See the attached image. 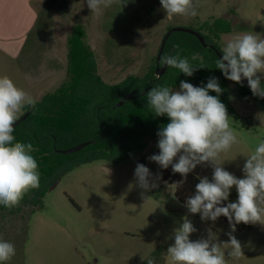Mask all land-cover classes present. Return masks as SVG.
<instances>
[{
    "label": "rangeland",
    "instance_id": "374dc122",
    "mask_svg": "<svg viewBox=\"0 0 264 264\" xmlns=\"http://www.w3.org/2000/svg\"><path fill=\"white\" fill-rule=\"evenodd\" d=\"M193 2L197 5L196 17L166 20L160 15L151 19L154 13L149 10L148 0H123L103 9L99 16L92 14L86 0H61L45 15V27L49 25L58 38V67L52 46L43 55L38 54L47 61L45 73L54 74L35 82L29 67L25 78L26 66L8 62L0 51V76L8 75L37 102L54 93L69 79L67 41L79 25L84 30V43L96 56L98 74L109 84L131 75H145L168 27L197 28L204 22L224 18L230 22L231 31L220 36L221 50L238 34L250 32L264 37V0ZM179 86L173 89L179 90ZM227 93L239 113V117H229L241 143L222 154L221 160L225 170L243 178L246 157L264 138V107L254 96H241L234 82L229 83ZM26 111L22 110L19 119ZM158 140L159 137L148 143L144 159L95 160L73 167L46 188L40 206L28 205L9 214L5 231L0 233L15 245L16 254L10 264H146L149 257H155L157 264H168L166 250L174 243L173 230L185 217L197 229L191 240L206 238L211 229L220 242H227L231 226L222 217L215 222L202 221L200 214H190L175 197V186L162 180L157 164L149 160L158 148ZM138 163L148 167L153 177H159L154 181L157 187L144 191L137 186L134 172ZM232 235L240 241L244 256L232 259L226 250L228 264L264 263V259L256 262L259 258L246 260L244 232L235 230Z\"/></svg>",
    "mask_w": 264,
    "mask_h": 264
},
{
    "label": "clouds",
    "instance_id": "9594fccd",
    "mask_svg": "<svg viewBox=\"0 0 264 264\" xmlns=\"http://www.w3.org/2000/svg\"><path fill=\"white\" fill-rule=\"evenodd\" d=\"M86 2L92 14L99 16L103 9L123 0ZM160 4L168 18L198 15L193 0H160ZM176 47L179 49V45ZM221 52L222 57L216 60L215 68L235 83L242 84L246 79L253 96L264 98V37L250 32L238 34L225 44ZM198 55L194 54L192 60ZM159 62L189 77L197 68L179 51L175 55L160 57ZM210 92L217 95H210ZM222 92L216 77H209L204 86H194L182 80L179 90L162 85L147 92L148 109L157 117L167 116L170 121L157 132L159 154L150 156L149 160L162 169L171 166L173 173L180 174L183 179L176 183L178 188L197 166L211 168V180L208 176H201L194 193L186 198L185 206L190 214H200L202 221L215 222L223 216L231 226L227 242H220L211 229L206 238L193 241L190 236L197 229L185 217L173 230L174 243L166 250L168 264H228L226 250L232 259L244 256L240 241L232 235L236 225H264V138L255 143L246 157L243 178L225 170L222 154L241 140L219 98ZM36 104V99L18 87L8 75L0 76V206L8 209L18 206L30 190L40 186L39 164L32 155L35 151L33 145L16 141L14 136L19 114L25 108L35 109ZM134 176L137 186L144 191L157 187L154 181L159 177H153L143 164H137ZM233 187L237 199L224 205L229 201ZM15 254L14 243L0 235V264H10ZM146 264H157V261L155 257H149Z\"/></svg>",
    "mask_w": 264,
    "mask_h": 264
},
{
    "label": "trees",
    "instance_id": "16d2710c",
    "mask_svg": "<svg viewBox=\"0 0 264 264\" xmlns=\"http://www.w3.org/2000/svg\"><path fill=\"white\" fill-rule=\"evenodd\" d=\"M192 29L204 37L207 46L192 34L174 32L165 43L162 56L175 55L179 51L182 57H188L190 63L197 67L193 76H186L175 68H167L162 76L157 77V65L162 66L160 62L157 63V54L145 75H131L119 83L109 84L98 74L96 56L83 41V27L75 26L67 41L69 79L54 93L37 102L35 109L26 108V119L15 126L16 141L31 143L35 149L32 155L39 164L40 186L30 190L18 206L11 209L0 206L1 232L5 231L9 214L14 215L28 205L40 206L46 188L73 167L95 160L120 162L125 158L137 156L144 159L148 143L158 138L157 132L170 122L167 116L157 117L148 109L147 92L152 87L167 85L174 88L179 86L182 80L194 86H204L209 77H216L223 89L219 98L225 104L228 115L239 117L227 93L229 83L233 81L226 79L221 70L215 68L219 57L213 50L215 48L221 52L219 39L222 34L231 31L230 22L218 18L212 23L204 22ZM176 45H179V49ZM194 54L199 55L192 60ZM235 84L241 96H253L248 88ZM144 90L147 91L143 93ZM132 92L135 93L126 99L122 106L116 107L121 99ZM209 94L217 95L215 92ZM262 106L264 107V103ZM85 142L89 144L77 152H58ZM154 154H159L158 148ZM157 168L162 180L175 186L174 195L184 204L186 198L194 193L199 178L208 176L211 180L212 176L211 168L199 165L178 188L176 183L183 179L180 174L173 173L171 166L162 169L157 164ZM236 199L237 193L233 187L229 201L224 202V205L235 202ZM221 217L229 224L226 217ZM249 226L250 224L240 223L236 225V229L242 231Z\"/></svg>",
    "mask_w": 264,
    "mask_h": 264
},
{
    "label": "crops",
    "instance_id": "0c3cea01",
    "mask_svg": "<svg viewBox=\"0 0 264 264\" xmlns=\"http://www.w3.org/2000/svg\"><path fill=\"white\" fill-rule=\"evenodd\" d=\"M148 3L149 10L154 13L151 19L160 15L163 19L172 20L166 16L160 0H148ZM56 4L60 5L61 0H0V51L7 56L8 62L18 63L24 68L26 66L27 70L30 67L31 76L35 82H42L54 74L53 71L45 73L43 69L47 61L38 54L43 55L52 46L57 67L60 60L58 38L54 36V30L52 29L51 32L48 28L49 25L45 27V15ZM57 67L56 72L59 74ZM28 73L29 70L24 73L25 78ZM239 232H244L245 235L246 260L253 262L259 258L256 262L262 261L264 259V225L250 224L248 228Z\"/></svg>",
    "mask_w": 264,
    "mask_h": 264
},
{
    "label": "water",
    "instance_id": "95a60500",
    "mask_svg": "<svg viewBox=\"0 0 264 264\" xmlns=\"http://www.w3.org/2000/svg\"><path fill=\"white\" fill-rule=\"evenodd\" d=\"M174 32H186V33H189V34H192L194 36H196L199 41L204 45V46H207L205 41H204V37L199 33L197 32L196 30L192 29V28H188V27H181V26H175V27H171L169 30H167V32L164 34L163 38H162V41H161V45H160V49H159V52H158V56H157V63H159L160 61V57H162V53H163V50H164V47H165V43L167 41V39L169 38V36L174 33ZM217 56L219 58L222 57V53L220 51H218L217 49H213ZM166 69H167V66H160L159 64L157 65V68H156V76L157 77H160L162 76L165 72H166ZM242 85L245 86L246 88H248L250 91V87L248 86L247 84V80H243L242 81ZM147 90H144L143 93H145ZM135 92H132L131 94L127 95L126 97H124L123 99H121L117 104H116V107H120L123 105L124 101L128 98H130ZM262 103H264V98H260L258 96H256ZM27 117V114L22 116L20 119H18V121L16 122L15 126L22 120L26 119ZM14 126V127H15ZM89 143L88 142H85V143H81V144H78L74 147H71L69 149H65V150H58L59 153H62V154H71V153H74V152H77L81 149H83L85 146H87Z\"/></svg>",
    "mask_w": 264,
    "mask_h": 264
}]
</instances>
